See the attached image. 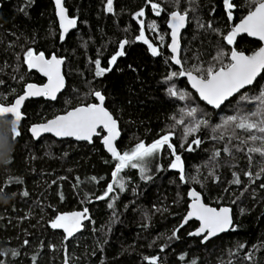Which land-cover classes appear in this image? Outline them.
<instances>
[{
	"label": "trees",
	"instance_id": "16d2710c",
	"mask_svg": "<svg viewBox=\"0 0 264 264\" xmlns=\"http://www.w3.org/2000/svg\"><path fill=\"white\" fill-rule=\"evenodd\" d=\"M157 2L165 9L159 17L147 7L145 0H113L111 13L106 11V0H64L70 18H75L77 25L61 43L51 0H0L3 102L8 103L21 94L28 83H44L22 62L28 48L44 52L46 57L55 54L62 58L66 80L65 92L56 102L40 99L24 105L22 135L15 145L14 160L0 163V184L8 192L7 198L0 197V253H7L0 255V260L4 264H34L33 257L35 264H64L65 258L68 264H146L144 257H158V264H192L193 260L196 264H264V187H261L264 173L260 179L255 178L264 167V157L253 154L250 164L245 153L233 151L229 155L223 151L227 141L215 139L219 133L212 131L222 123L223 117L236 113L240 94L221 109L213 110L179 78L172 83L189 92L194 100L170 98L164 77L178 69L166 63L170 56L167 48L162 49L163 55L153 57L145 44L135 40L139 25L133 16L141 8L146 9L143 19L157 24L159 33L165 36V44L168 13L187 11L189 20L181 38L180 54L186 61L185 67L216 65L213 57L217 51L221 48L227 51L229 46L217 31L198 24L211 23L220 33L229 31L231 25L222 0ZM234 3L237 5L234 22L238 23L247 14L250 0H234ZM145 34L155 46L160 44L155 33L149 30ZM237 39L238 50L246 54L260 46L244 36ZM123 40L130 41L125 46L126 54L118 57L111 72L96 77L93 62L99 59L103 67H108L109 59ZM261 88H264V73L244 93L255 96ZM94 91L105 96V106L118 121L121 135L117 147L121 153L141 141L151 144L164 133L174 132L172 143L185 163L186 182H181L178 172L170 169L173 157L165 149L146 162L145 175L151 179H143L139 169L127 168L121 173L126 181L125 190L115 189L109 199L99 200L96 197L103 195L111 182L116 163L104 152L100 137L93 138L92 143H75L55 141L51 137L35 142L29 136L31 125L94 103ZM186 104L198 107L201 118L210 122V127L197 133L196 138L202 143L194 146L192 152L180 147L184 142V126L175 123V119L189 120L181 115ZM243 107L253 111L256 106L245 103ZM9 128L0 119V131ZM217 151L220 155L212 160ZM246 172L253 174L251 179ZM236 177L240 184L233 182ZM12 178H19L22 183L9 187ZM191 188L202 195L207 205L229 207L234 230L202 243V238L189 237L198 226L192 221L180 228L178 238L170 239L186 214L187 191ZM24 191L29 195L23 196ZM108 203L114 207L109 209ZM84 207L89 209L91 222L86 220L83 229L72 238L64 240L61 230L50 228L49 221L58 213L82 211ZM25 240L29 241L27 245ZM162 247L164 251L160 250ZM13 250L18 255L12 256Z\"/></svg>",
	"mask_w": 264,
	"mask_h": 264
},
{
	"label": "snow or ice",
	"instance_id": "6c2138e0",
	"mask_svg": "<svg viewBox=\"0 0 264 264\" xmlns=\"http://www.w3.org/2000/svg\"><path fill=\"white\" fill-rule=\"evenodd\" d=\"M54 3L56 16L59 20L60 39L63 40L69 30L76 27L77 20L69 17L63 0H54ZM145 3L157 17L161 16L162 12L165 11L157 0H145ZM222 4L225 15L231 25L229 31L220 33L218 30L213 29L211 23L206 26L198 24L201 28L207 27L217 31L221 35L223 43L229 46L227 51L223 48L219 49L213 57L218 66L209 65L204 68L199 65H193L191 69L185 67L186 61L181 58L180 53L181 30L186 27L189 20L187 11L173 10L168 13L167 27L170 30V42L165 44V36L159 33L157 24L155 22L146 23L145 19H143L146 16V9L141 8L133 16V19L139 25V34L135 37V40L145 44L153 57L163 55L162 49L164 48H167L168 52H170L171 55L167 58L166 63L176 65L179 68L178 71L173 70L164 77V84L167 86L166 93L170 98L188 102L194 100V97L189 92L180 90L175 83H172L179 78L186 79L190 88L199 97V100L211 106L212 109H220L226 101L230 102V98L240 94V102H238L236 113L223 117L222 123L213 127L212 131L219 133V135L214 137L215 139L227 141L223 149L225 153L229 155H232L233 151L245 153L251 164L253 162V154L264 157V88H261L259 94L255 96H249L242 90L253 85L257 77L264 73V46L259 47L252 54H246L238 50L236 45L238 44L237 38L245 35L264 44V0H250L247 14L238 23L234 22L233 13L237 7L234 0H222ZM20 10L22 12L25 11L24 9ZM106 11L109 13L113 11V0H106ZM149 30L158 36L160 41L158 46L150 42L146 36L145 33ZM129 43L130 41L128 40L119 42L118 50L109 59L108 67H103L101 61L96 59L93 62L95 65V76L103 77L111 72L117 63L118 57L126 54L125 46ZM22 62L29 71L38 72L46 77L47 82L39 86L33 83L26 84L21 94L14 96L8 103H4L3 98H0V119L10 125L8 131L0 132V140L5 143L8 149L5 164L14 160L15 145L22 135L20 125L24 117L21 109L25 101L33 97H43L47 100L55 101L58 93L65 86V79L61 72L64 60L58 58L55 54H52L51 57H46L44 52H36L28 48L24 51ZM0 84H3V81H0ZM92 95L96 102L76 107L67 111L66 114L55 116L47 122L33 125L29 131L33 138H39L43 133H51L55 137H71L77 141H87L89 143L93 142L94 137H100L105 150L116 163L111 173V182L107 184L103 195L96 197V199H109L110 194L115 189L123 192L126 181L121 176V173L127 168L139 169L143 179H151L150 176L145 175L148 170L146 162L165 149L173 157L169 164L170 169L178 172L181 182H186L185 163L181 155L178 154L176 146L172 143L174 132L164 133L151 144L146 145L141 141L136 143L129 151L121 153L116 143L121 135L118 121L105 106V96L100 91H94ZM245 103L254 104L256 106L255 110L246 111L243 107ZM181 115L189 118V120L186 121L183 118L175 119L176 125L184 126V142L180 147L185 151L192 152L195 150L194 146L199 147L202 143L200 138H196L197 133L202 128L210 127V122L206 118H201L198 107H191L188 104L181 109ZM202 115L206 117L207 113ZM240 133L247 135L242 136ZM189 137L194 138L189 141ZM219 155V151L214 152L211 159L215 160ZM215 166L213 165V167ZM262 173H264V167H261L260 171L255 174V178L260 179ZM209 175H212V173H209ZM233 175L236 176L235 173ZM245 175L250 179L253 176L251 172H246ZM61 179L65 178L61 177ZM93 179L96 178L93 177ZM233 182L240 184L241 181L239 177H236ZM20 183H22V180L19 178H12L8 182V186ZM261 187H264V184ZM22 195L26 197L29 193L24 191ZM188 196L190 203L187 214L183 217L182 223L173 230L170 239L178 238L177 233L180 228H183L191 220L198 221L199 227L194 232H190L189 235L202 237V243L220 233L234 230L230 208H217L207 205L203 202L201 194L195 190H190ZM0 197H8V192L3 184H0ZM61 199H63L62 195ZM107 206L112 209L114 204L108 203ZM86 220L91 222L89 209L84 207L82 211L58 213L49 221V226L53 230H61L64 233V240H68L83 229ZM28 243L29 241H24L25 245ZM160 250L164 251V248L162 247ZM0 255H7V253H0ZM11 255L16 256L18 253L13 250ZM35 259L33 257L34 264ZM144 259L146 264H158V257H144ZM180 259L183 260L184 257L181 256ZM0 264H4V261L0 260ZM65 264H68L67 258H65ZM192 264H196L195 260L192 261Z\"/></svg>",
	"mask_w": 264,
	"mask_h": 264
},
{
	"label": "water",
	"instance_id": "95a60500",
	"mask_svg": "<svg viewBox=\"0 0 264 264\" xmlns=\"http://www.w3.org/2000/svg\"><path fill=\"white\" fill-rule=\"evenodd\" d=\"M51 2H52V5H53V8H54V14H55L56 21H57V25H58L59 39H60V27H59V20H58V17L56 16L55 3H54V0H51ZM63 3H64V0H63ZM64 6H65V5H64ZM66 10H67V9H66ZM67 12H68V11H67ZM69 17H70V16H69ZM167 19H168V17H167ZM187 26H188V23L186 24V27H185L184 29L181 30V38H182L183 33L186 31ZM75 28H76V27H75ZM75 28L70 29L69 32L66 34L65 38H64L63 40L60 39V42L63 43V42L67 39V37L69 36V34L75 30ZM166 29H167V31H168V43H169V42H170V36H169V31H170V30H169L168 27H167V20H166ZM241 37H242V36H241ZM244 37L248 38L249 40H252V41H255V42L259 43V45H260L259 47L264 46V44H262V42H260V41H258V40H256V39H254V38L247 37L246 35H245ZM238 38H239V37H238ZM258 49H259V48H258ZM258 49H257V50H258ZM257 50H255V51H257ZM167 51H168V50H167ZM168 53H169V55H171L170 52H168ZM252 53H253V52H252ZM252 53H250V54H252ZM180 54H181V53H180ZM49 57H51V55H50ZM58 58H60V57H58ZM61 59H62V58H61ZM63 65H64V63H63ZM63 65L61 66V72H62V75L64 76ZM173 66L179 70L178 66H176V65H173ZM32 72L36 73L37 75H39V77H41V78L44 80V83H43V84H45V83L47 82V78H46V77H44L43 75H41V74L38 73V72H35V71H32ZM259 78H260V77H257V80H258ZM64 79H65V76H64ZM182 79H184V78H182ZM184 80H185V82H186L188 88H189L193 93H195L194 90H192V89L190 88V86L188 85L186 79H184ZM257 80H256V81H257ZM256 81L254 82L253 85L248 86V88L242 90V92H244L245 90H247V89L253 87V86L255 85ZM33 84H35V83H33ZM43 84H40V85H43ZM36 85L39 86V84H36ZM65 89H66V80H65V86H64V88H63V89L61 90V92L58 93V95H57V99H58V98H59V97L65 92ZM237 95H238V94H237ZM198 98H199V97H198ZM233 98H234V97H233ZM233 98H230V100L233 99ZM40 99H43V100H45V101H47V102H51V103H54V102L57 101V100H55V101L47 100V99H45V98H43V97H33V98H29L28 100H26L25 103H24V105H25L28 101H31V100H40ZM94 100H95V98H94ZM95 102H96V101H95ZM201 102H202L204 105H206L208 108L212 109L211 106H208V105L205 104L203 101H201ZM226 103H228V101H226L225 104H226ZM225 104H224V105H225ZM24 105L22 106V109H21V110H23ZM224 105H222L221 108H222ZM221 108H220V109H221ZM213 110H219V109H213ZM69 111H70V110H69ZM65 114H66V113H65ZM62 115H63V114H62ZM23 117H24V115H23ZM23 119H24V118H23ZM52 119H53V118H52ZM50 120H51V119H50ZM22 121H23V120H22ZM46 122H47V121H46ZM21 123H22V122H21ZM39 124H40V123H39ZM33 125H36V124H33ZM33 125H31V126H33ZM20 126H21V125H20ZM31 126H30V127H31ZM118 126H119V125H118ZM30 127H29V129H30ZM29 129H28V134H29V136L33 139V141H35V142L39 141V140L42 139L43 137H51V138H53L55 141H68V140H70V141H73V142H75V143H89V142H87V141H77V140H75L74 138H71V137H64V138L55 137V136H53L51 133H43L39 138H33L32 135H31V132L29 131ZM94 138H95V137H94ZM119 139H120V137L118 138V140L116 141V143H118ZM101 144H102V142H101ZM102 146H103V144H102ZM103 149H104V152H105L108 156H110V154L105 150L104 146H103ZM110 157H111V156H110ZM190 190H195V189H194V188H191V189H189V190L187 191L188 205H189V203H190V198H189V196H188V192H189ZM195 191H196V190H195ZM197 192H198V191H197ZM198 193H199V192H198ZM201 197H202V195H201ZM202 200H203V198H202ZM203 202H204V201H203ZM188 205H187V211H188ZM228 208H229V207H228ZM187 211H186V214H187ZM186 214H185V216H186ZM231 214H232V210H231ZM185 216H184V217H185ZM192 221L197 223L198 226H197V228L195 229V230H197L198 227H199V222L196 221V220H191V221H189V222H192ZM189 222H188V223H189ZM195 230H194V231H195ZM194 231H192V232H194ZM230 231H231V230H230ZM230 231H227V232H224V233H220L219 235H217V236H215V237H212L211 239L207 240L206 242L211 241V240H213L214 238H216V237H218V236H221V235H224V234H226V233H228V232H230ZM189 237H190V238H202V237H198V236H190V235H189ZM203 243H205V242H203ZM64 264H65V259H64Z\"/></svg>",
	"mask_w": 264,
	"mask_h": 264
},
{
	"label": "clouds",
	"instance_id": "9594fccd",
	"mask_svg": "<svg viewBox=\"0 0 264 264\" xmlns=\"http://www.w3.org/2000/svg\"><path fill=\"white\" fill-rule=\"evenodd\" d=\"M2 132V131H0ZM8 149L5 143L0 140V163H5L7 160Z\"/></svg>",
	"mask_w": 264,
	"mask_h": 264
},
{
	"label": "rangeland",
	"instance_id": "374dc122",
	"mask_svg": "<svg viewBox=\"0 0 264 264\" xmlns=\"http://www.w3.org/2000/svg\"><path fill=\"white\" fill-rule=\"evenodd\" d=\"M152 160V158H150L148 161Z\"/></svg>",
	"mask_w": 264,
	"mask_h": 264
}]
</instances>
